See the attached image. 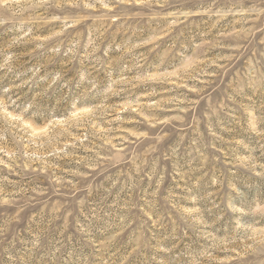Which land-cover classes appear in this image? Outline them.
<instances>
[{"label": "rangeland", "instance_id": "1", "mask_svg": "<svg viewBox=\"0 0 264 264\" xmlns=\"http://www.w3.org/2000/svg\"><path fill=\"white\" fill-rule=\"evenodd\" d=\"M0 264H264V0H0Z\"/></svg>", "mask_w": 264, "mask_h": 264}]
</instances>
